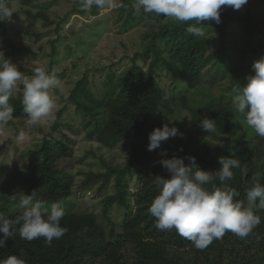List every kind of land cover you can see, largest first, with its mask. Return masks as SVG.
<instances>
[{"label": "trees", "instance_id": "trees-1", "mask_svg": "<svg viewBox=\"0 0 264 264\" xmlns=\"http://www.w3.org/2000/svg\"><path fill=\"white\" fill-rule=\"evenodd\" d=\"M35 1L38 0H11V3L31 6ZM122 5L120 14L125 15L124 25L133 24V5L130 0H124ZM38 15L47 19L42 9L36 17ZM226 17L227 14H220V19ZM236 21L244 33L249 36L257 34L256 26L247 15ZM189 23L195 22L181 23L168 18L157 28L144 33L140 51L133 55L131 64L117 78V82H114L113 75L108 77L107 89L102 96L89 88L88 76L84 75L64 99L72 102L84 115L99 116L90 123L82 116L83 127L88 129L89 137L103 146L112 148L130 138L132 133L140 137V140L131 142L132 155L125 165L110 166L103 162L104 171L87 173L81 184L86 188L98 182L99 192L113 185V193L102 199V211L106 214L115 205L122 208L124 215L119 225L112 223L106 232L94 212L66 211L60 223L67 228V232L61 238L53 239L49 244L43 237L27 241L17 233L6 241L5 247L0 248V260L17 255L26 264H264V210H256L261 216V223L248 236L240 238L228 231L204 249H197L175 229H157L156 219L147 211L159 193L157 176L169 175L164 167L161 171L149 169L158 149L149 151L147 147L150 122L157 113L167 108L170 101L187 110V121L206 140L223 142L230 135L236 119L243 118L246 122L243 114L218 97L197 102L181 95L201 82L203 70L213 61H216L215 69L216 66L223 71L236 68L233 37L225 32L223 22L215 24L220 26L216 35H208L204 30L205 26H213V22L197 25L206 32L204 38L189 33L186 30ZM6 28L7 21H0V39L6 34ZM137 59L147 62V67L141 66ZM163 72L171 78L168 99L158 81ZM245 84L244 78L233 83L232 90ZM10 103L14 107L12 120L26 121L28 117L23 110L22 94L12 96ZM205 116L215 120L214 132L206 133L200 127V120ZM61 123L58 115L53 129L58 130ZM250 129V138L235 140L217 158L209 161L195 158L201 170L211 172L222 167L218 161L221 156L239 159L240 166L233 169L234 177L227 182V186L239 192L236 199L245 203L253 175L259 173L264 176V161L261 162L264 158V138ZM31 154L38 158V162L22 165L25 194L35 191L46 205L66 202L72 195L73 177L58 168L57 161L72 155L68 137L63 134L62 139L44 137L40 148ZM178 157L189 164V157L194 156L183 154ZM131 177L138 183L137 190L132 194L128 181ZM216 186L224 185L217 181ZM7 207V204L0 205V215L14 219L22 213H5Z\"/></svg>", "mask_w": 264, "mask_h": 264}, {"label": "rangeland", "instance_id": "rangeland-1", "mask_svg": "<svg viewBox=\"0 0 264 264\" xmlns=\"http://www.w3.org/2000/svg\"><path fill=\"white\" fill-rule=\"evenodd\" d=\"M123 2L109 0L104 8L93 6L89 11L83 9L81 0H38L31 6L12 2L17 11L7 21L6 34L0 39V50H3L6 58L18 64L23 76L30 78L37 66H45L50 72L55 70L64 94L57 93V111L53 118L41 125L30 127L27 120L12 119L6 125H0V205H8L5 213L23 211L19 207L20 197L25 195L22 165L38 162L31 152L40 148L44 137L62 139L63 134L69 139L72 155L59 159L57 167L73 177L72 195L62 203L65 212L92 211L106 232L112 223L119 225L122 220L124 210L116 205L106 214L102 211V199L114 191L112 184L101 192L98 191V182L86 188L81 184L87 173L104 171L103 162L110 166L125 165L132 155L131 142L140 140V137L132 133L130 138L107 148L89 137L88 129L83 127L82 116L88 123L99 116L84 115L72 102L64 99L84 75L88 76L89 88L102 96L107 89L108 77L113 75L114 82H117V78L131 64L133 55L140 51L144 33L157 28L169 18L144 14L142 10L140 14L134 11L135 22L125 26V15L120 14ZM130 2L134 6L135 0ZM41 9L46 20L39 15L36 17ZM220 14L228 15L221 19L220 24L223 22L225 32L233 37L236 68L223 71L216 66L215 69L216 61H213L203 70L201 82L181 95L193 101L218 97L235 109L232 84L251 74L254 61L264 55V0H248L239 10L225 6ZM245 15L256 26L255 36L244 33L237 25L236 19ZM212 22L213 26L204 27L208 35L220 32V26ZM255 49L257 51H253ZM137 62L147 67V62L140 59ZM158 81L168 99L171 95L170 75L163 72ZM22 93V82H18L13 96ZM58 115L62 123L58 130H54L53 124ZM187 117V110L170 101L167 108L151 120L149 132L168 123L169 126H176L182 135L161 142L151 161L150 170L161 171V160L183 154L192 155L200 161L215 159L227 145L235 140H246L252 135L243 118H238L225 141L206 140L194 131ZM21 131L23 137L20 136ZM128 181L132 194L137 190L138 183L134 177ZM46 206L50 209L51 204Z\"/></svg>", "mask_w": 264, "mask_h": 264}, {"label": "clouds", "instance_id": "clouds-1", "mask_svg": "<svg viewBox=\"0 0 264 264\" xmlns=\"http://www.w3.org/2000/svg\"><path fill=\"white\" fill-rule=\"evenodd\" d=\"M83 9L89 11L96 6L104 8L109 0H81ZM248 0H135L137 14H155L189 23L187 31L193 36L204 38L206 32L197 27L205 22H221V9L230 6L239 10ZM123 6V5H121ZM17 11L11 0H0V21H10ZM252 73L247 75L246 84L233 88L235 110L243 114L247 125L264 138V56L254 61ZM18 82H22V105L27 114V125L35 127L54 117L57 111V93L64 94L55 70L37 66L29 78L23 76L18 64L6 58L0 50V125H6L13 117L14 107L10 103ZM200 127L206 133L216 130L215 120L205 116ZM23 131L20 136L23 137ZM182 135L176 126L165 123L149 133L148 150L158 148L161 142ZM185 164L181 157L161 160L167 170V177L157 176L158 195L151 202L148 213L156 219L159 230L175 229L191 241L197 249H204L214 239H220L225 232H232L240 238L248 236L261 223L257 209L264 210V176L259 173L252 177L251 187L246 193V203L236 199L239 192L228 187L234 177L233 169L240 166L234 157L218 158L222 167L214 172L201 170L195 157H189ZM219 181L223 187H217ZM258 201V203H257ZM22 213L14 219L0 215V248L17 233L21 239L32 241L43 237L49 244L61 238L67 228L61 226L65 215L62 202H54L50 209L35 191L20 197ZM21 255L23 252L21 251ZM0 264H26L17 255L0 260Z\"/></svg>", "mask_w": 264, "mask_h": 264}]
</instances>
